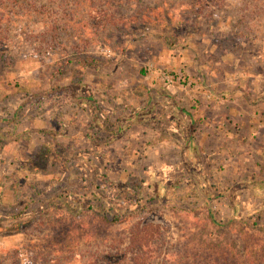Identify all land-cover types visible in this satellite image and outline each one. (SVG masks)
<instances>
[{
  "label": "rangeland",
  "instance_id": "1",
  "mask_svg": "<svg viewBox=\"0 0 264 264\" xmlns=\"http://www.w3.org/2000/svg\"><path fill=\"white\" fill-rule=\"evenodd\" d=\"M36 3L47 16L21 17L18 8L0 49V264H42L55 255L83 264L105 251L93 238H109L117 255L126 244L115 245L142 222L162 232L153 264H200L209 256L264 264L261 3ZM103 8L109 11L99 21L95 10ZM56 88L64 90L49 93ZM68 88L96 100L97 122ZM211 108L216 121H209ZM119 122L123 137L104 145ZM235 185L242 188L232 198L215 200L226 226L206 222L205 195H228ZM139 186L155 200L125 224L101 226L92 212L76 216L81 203H92L87 198L132 212Z\"/></svg>",
  "mask_w": 264,
  "mask_h": 264
},
{
  "label": "trees",
  "instance_id": "2",
  "mask_svg": "<svg viewBox=\"0 0 264 264\" xmlns=\"http://www.w3.org/2000/svg\"><path fill=\"white\" fill-rule=\"evenodd\" d=\"M36 1H41V0H0V49L6 44L7 38L5 37L6 31L5 28H7L9 22L11 21V18H9L10 15H16L17 9L22 11L20 14L21 17H28L32 18V14L35 15V17H41L44 18L47 16L46 10L44 6H39L37 5ZM94 1V0H93ZM98 1V0H96ZM259 3H261V7L264 10V0H255ZM109 2V0H108ZM208 5H206L207 7ZM109 10L103 8V9H96L95 13L97 16H99V21L101 20V17L103 18V15L107 14ZM52 14H48L50 16ZM12 23V22H11ZM167 42H174L175 37H166L165 38ZM71 91V95L78 105H88L92 111H93V116H94V122H97L100 114V106L96 102V100L92 96H87V95H82V96H77L75 91L72 88H68ZM57 90H64L63 88H56L53 89L51 92H55ZM48 93V94H49ZM2 122V121H0ZM194 125V124H193ZM1 132V130H0ZM125 133V129L123 128L121 122H119L116 125V130H114L111 135L105 140L104 145H110L117 140H120ZM195 133V128L191 127L188 131V141L186 142L185 146L186 148L190 147L192 143V139ZM89 138L91 141L95 142L99 139H96L95 137L91 136L89 134ZM186 168H188V172H190L191 175H193V178H195L197 169L194 168L191 164L186 163L185 164ZM196 184L198 182L196 181ZM248 186V185H245ZM141 186L138 187L136 190L137 194V201L132 204V207H134L132 212H129L128 210L126 211H120V205L116 206L113 205V207H107L104 206L101 202L99 201L97 203H94L92 200H89L87 198V201L92 202L91 204L84 205V203H81L80 206L81 209L78 210L76 216L78 215L79 217H83L84 215H87L88 213L93 216H96L98 218L97 223H99L101 226H108V227H113V226H118L125 224L130 218L135 217L136 215H142L149 211L148 208L152 206L155 198L149 193L146 196L141 195ZM242 188V185H235L230 189L229 194H213L210 193V191L205 195L204 198V203H205V208L203 209L202 215L203 217L205 216L206 222L220 227V226H226V223L221 222L216 215V210H215V200L221 199V198H227L230 199L232 198L238 190ZM209 190V189H208ZM207 191V190H206ZM134 195V193H132ZM135 197V195H134ZM58 201L60 200L62 205H65L68 209H70L71 214L76 212L75 208H70L68 205L69 203L67 202V197L66 196H59ZM130 198H128L129 200ZM127 200V201H128ZM233 204L235 205L234 201ZM83 207L85 209H83ZM236 209V206H235ZM118 210V211H116ZM73 218H75V214H73ZM73 220V219H72ZM74 222V221H73ZM228 225V223H227ZM87 231H90L89 228L86 229ZM162 232L160 227L150 225L148 223H138L132 225L129 236L126 238V240H121L119 241L120 245H115L118 249H120L123 244H126L124 250L122 253L120 252L117 255H110L108 249L109 246H112L110 243L109 238H106L102 240L101 242L98 241V239H91L93 240L96 244V246L100 247H105V251H96L93 254V257L91 260L83 263V264H153L157 260V258L162 255ZM98 247V248H100ZM117 258L115 261H110L111 258ZM212 257L209 256L208 258H205L200 264H220L211 259ZM44 262H52V264H65L67 263L66 260H62L58 255H55L54 258L49 259H44L42 261V264ZM69 264V263H68Z\"/></svg>",
  "mask_w": 264,
  "mask_h": 264
},
{
  "label": "crops",
  "instance_id": "3",
  "mask_svg": "<svg viewBox=\"0 0 264 264\" xmlns=\"http://www.w3.org/2000/svg\"><path fill=\"white\" fill-rule=\"evenodd\" d=\"M214 108V107H213ZM211 111H213L214 112V116H213V118L212 119H210L209 121H216V113H218V109H213L212 110V108L210 109ZM184 112V111H183ZM219 118V117H218Z\"/></svg>",
  "mask_w": 264,
  "mask_h": 264
}]
</instances>
